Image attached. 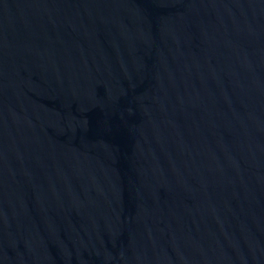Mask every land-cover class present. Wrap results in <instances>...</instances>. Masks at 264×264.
<instances>
[{"label": "water", "instance_id": "obj_1", "mask_svg": "<svg viewBox=\"0 0 264 264\" xmlns=\"http://www.w3.org/2000/svg\"><path fill=\"white\" fill-rule=\"evenodd\" d=\"M0 264H264V0H0Z\"/></svg>", "mask_w": 264, "mask_h": 264}]
</instances>
